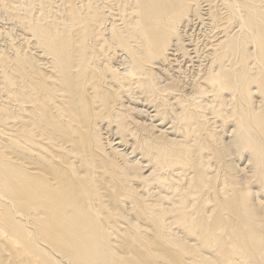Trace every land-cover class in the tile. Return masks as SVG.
<instances>
[{
  "label": "bare ground",
  "instance_id": "1",
  "mask_svg": "<svg viewBox=\"0 0 264 264\" xmlns=\"http://www.w3.org/2000/svg\"><path fill=\"white\" fill-rule=\"evenodd\" d=\"M0 9V264H264V0Z\"/></svg>",
  "mask_w": 264,
  "mask_h": 264
},
{
  "label": "rangeland",
  "instance_id": "2",
  "mask_svg": "<svg viewBox=\"0 0 264 264\" xmlns=\"http://www.w3.org/2000/svg\"><path fill=\"white\" fill-rule=\"evenodd\" d=\"M0 13H1V9H0ZM1 17H2V20H5V19H6V21H7V19H8L6 15H5V17L3 16V12L0 14V19H1ZM2 20H0V23H1V24H0V28H2V26H4V25L7 26L6 29L9 28L10 26H11L12 28H14L15 25L11 22L10 19H8V22H6V21H2ZM3 22H4V23L6 22V23L4 24ZM7 23H8V24H7ZM1 25H2V26H1ZM13 25H14V26H13ZM16 27H17V26H16ZM16 27H15V29H16L17 31H16L15 29H13V30L16 32V34H17V33L19 34V33H20V31H18L19 28H18V27L16 28ZM200 34H201V33H200ZM19 37H20V36H19ZM1 39H2V38H1V36H0V40H1ZM3 41H4V40L2 39L0 42H3ZM187 71H188V70H187ZM187 71H186V72H187ZM188 72H189V73H188ZM188 72H187L188 74H191L190 69H189Z\"/></svg>",
  "mask_w": 264,
  "mask_h": 264
}]
</instances>
